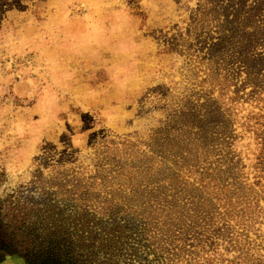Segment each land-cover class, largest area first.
Returning <instances> with one entry per match:
<instances>
[{"label": "rangeland", "instance_id": "1", "mask_svg": "<svg viewBox=\"0 0 264 264\" xmlns=\"http://www.w3.org/2000/svg\"><path fill=\"white\" fill-rule=\"evenodd\" d=\"M242 1L216 33L198 0H0V264H264Z\"/></svg>", "mask_w": 264, "mask_h": 264}, {"label": "trees", "instance_id": "2", "mask_svg": "<svg viewBox=\"0 0 264 264\" xmlns=\"http://www.w3.org/2000/svg\"><path fill=\"white\" fill-rule=\"evenodd\" d=\"M243 2L244 1L242 0H198V14H202L204 17L209 18L207 21V27L212 25V29L216 28L215 32L217 33L220 26L218 23L220 11L227 12L230 9H235L237 4ZM196 17L197 16H194L191 19L195 20ZM262 132L263 130H256L254 134L256 137H259L261 136ZM217 235H219V233Z\"/></svg>", "mask_w": 264, "mask_h": 264}]
</instances>
